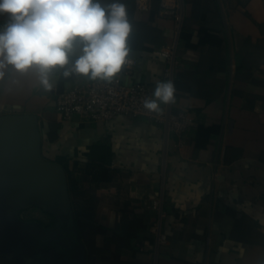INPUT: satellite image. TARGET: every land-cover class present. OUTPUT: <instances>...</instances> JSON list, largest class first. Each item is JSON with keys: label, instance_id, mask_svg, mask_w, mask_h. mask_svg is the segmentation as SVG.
Listing matches in <instances>:
<instances>
[{"label": "crops", "instance_id": "crops-1", "mask_svg": "<svg viewBox=\"0 0 264 264\" xmlns=\"http://www.w3.org/2000/svg\"><path fill=\"white\" fill-rule=\"evenodd\" d=\"M176 1L180 27L157 15L159 0L143 11L113 4L125 6L135 59L116 76L165 82L158 49L175 46L171 109L193 120L181 134L141 116L62 120L56 94L92 79L63 75L82 54L78 42L50 87L35 69L9 65L0 77V116H33L42 157L84 195L69 200L81 210L85 264H264V0ZM7 23L0 14L1 30Z\"/></svg>", "mask_w": 264, "mask_h": 264}, {"label": "clouds", "instance_id": "clouds-1", "mask_svg": "<svg viewBox=\"0 0 264 264\" xmlns=\"http://www.w3.org/2000/svg\"><path fill=\"white\" fill-rule=\"evenodd\" d=\"M8 23L0 30V77L7 66L20 73L35 69L50 87L53 69L69 64L74 43L82 54L63 75L77 73L92 79L116 76L129 55L131 25L123 4L104 7L99 0H0ZM171 81L159 82L154 98L144 100L149 111L175 100Z\"/></svg>", "mask_w": 264, "mask_h": 264}, {"label": "built area", "instance_id": "built-area-1", "mask_svg": "<svg viewBox=\"0 0 264 264\" xmlns=\"http://www.w3.org/2000/svg\"><path fill=\"white\" fill-rule=\"evenodd\" d=\"M153 0H133L135 10L149 9ZM157 15L172 19L180 27L183 19V6L176 0H159ZM164 59L162 77L165 82L175 78L178 65L175 46L165 45L158 49ZM135 64V59L128 56L121 68L123 73H129ZM156 85L141 81L125 82L120 76L111 79H91L85 83H76L58 92L55 96V110L62 120H79L87 122L108 121L119 115L145 117L164 127L166 133L184 132L192 123V118L184 111H174L171 103H161L160 111H149L144 107V100L154 98ZM149 231L157 236V243H165L166 237L159 231L158 224L152 222Z\"/></svg>", "mask_w": 264, "mask_h": 264}, {"label": "water", "instance_id": "water-1", "mask_svg": "<svg viewBox=\"0 0 264 264\" xmlns=\"http://www.w3.org/2000/svg\"><path fill=\"white\" fill-rule=\"evenodd\" d=\"M119 0H99L102 6ZM1 30V27H0ZM63 167L44 159L35 118L29 115L0 116V226L13 220L3 208L6 195L13 204L38 203L47 208L67 211L74 235L73 251L69 257L74 264H85V251L75 227Z\"/></svg>", "mask_w": 264, "mask_h": 264}, {"label": "rangeland", "instance_id": "rangeland-1", "mask_svg": "<svg viewBox=\"0 0 264 264\" xmlns=\"http://www.w3.org/2000/svg\"><path fill=\"white\" fill-rule=\"evenodd\" d=\"M65 178L68 188L72 179L68 172H65ZM67 192L70 198L69 190ZM82 196L81 192L77 194L79 198ZM3 199V208L13 220L0 226V264H67L75 242L73 233L68 231L67 211L33 202L16 205L6 195ZM70 206L74 214L75 208ZM77 225L75 222L78 230L80 224ZM69 259L72 264L73 260Z\"/></svg>", "mask_w": 264, "mask_h": 264}, {"label": "trees", "instance_id": "trees-1", "mask_svg": "<svg viewBox=\"0 0 264 264\" xmlns=\"http://www.w3.org/2000/svg\"><path fill=\"white\" fill-rule=\"evenodd\" d=\"M68 190H69V193H70L71 197H75V196H77V194H79L81 192L80 190L77 189L76 184L74 183V181H72V179L68 183ZM73 207L75 208L74 209L75 210L74 211V216H75V219H76V217L80 214L81 210H80V207H78L76 205L75 206L73 205Z\"/></svg>", "mask_w": 264, "mask_h": 264}]
</instances>
